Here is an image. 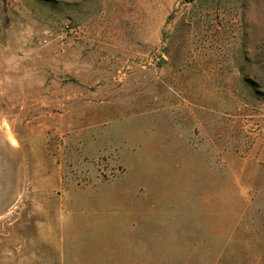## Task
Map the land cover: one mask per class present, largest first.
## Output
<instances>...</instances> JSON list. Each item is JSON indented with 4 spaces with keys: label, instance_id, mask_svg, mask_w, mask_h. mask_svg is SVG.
I'll return each instance as SVG.
<instances>
[{
    "label": "rangeland",
    "instance_id": "rangeland-1",
    "mask_svg": "<svg viewBox=\"0 0 264 264\" xmlns=\"http://www.w3.org/2000/svg\"><path fill=\"white\" fill-rule=\"evenodd\" d=\"M0 264H264V0H0Z\"/></svg>",
    "mask_w": 264,
    "mask_h": 264
}]
</instances>
